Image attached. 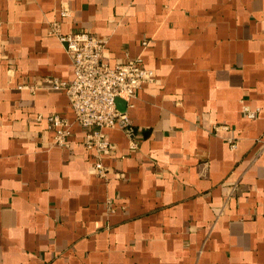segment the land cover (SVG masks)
<instances>
[{
	"label": "crops",
	"instance_id": "crops-1",
	"mask_svg": "<svg viewBox=\"0 0 264 264\" xmlns=\"http://www.w3.org/2000/svg\"><path fill=\"white\" fill-rule=\"evenodd\" d=\"M51 20L154 71L127 109L134 149L104 128L97 156L45 84L73 78ZM0 264H264V0H0Z\"/></svg>",
	"mask_w": 264,
	"mask_h": 264
},
{
	"label": "built area",
	"instance_id": "built-area-1",
	"mask_svg": "<svg viewBox=\"0 0 264 264\" xmlns=\"http://www.w3.org/2000/svg\"><path fill=\"white\" fill-rule=\"evenodd\" d=\"M60 15L67 16L68 9L63 6ZM49 32L64 45L72 64L73 78L66 81L47 76L44 82L48 88L61 90L66 94L74 113V121L88 129L85 145L95 147L97 156L108 155L113 146L105 140L103 129L118 128L129 137V147L134 149L136 142L133 139L132 121L127 109L133 106L131 101L136 91L143 84L153 81L154 71L144 65L141 55L110 65L105 56L106 39L87 31L62 33L59 20L49 22ZM149 43L144 40L143 48ZM117 97L125 101L124 111L117 107ZM257 110L242 106L243 113L249 118H255ZM46 120L48 129L53 131L49 143L67 147L70 123L55 113L48 114ZM228 142L231 147H235L232 139H228ZM94 171L100 177L107 176L108 170L100 158L94 163Z\"/></svg>",
	"mask_w": 264,
	"mask_h": 264
},
{
	"label": "water",
	"instance_id": "water-1",
	"mask_svg": "<svg viewBox=\"0 0 264 264\" xmlns=\"http://www.w3.org/2000/svg\"><path fill=\"white\" fill-rule=\"evenodd\" d=\"M116 104H117V107L121 110V111H124L125 110V101L122 99V98H120V97H117L116 98Z\"/></svg>",
	"mask_w": 264,
	"mask_h": 264
}]
</instances>
